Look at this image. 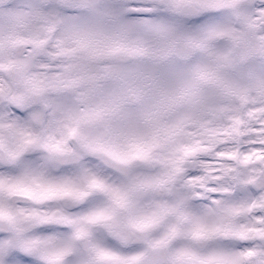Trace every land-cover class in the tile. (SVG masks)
Listing matches in <instances>:
<instances>
[{"label": "snow or ice", "instance_id": "obj_1", "mask_svg": "<svg viewBox=\"0 0 264 264\" xmlns=\"http://www.w3.org/2000/svg\"><path fill=\"white\" fill-rule=\"evenodd\" d=\"M0 264H264V0H0Z\"/></svg>", "mask_w": 264, "mask_h": 264}]
</instances>
